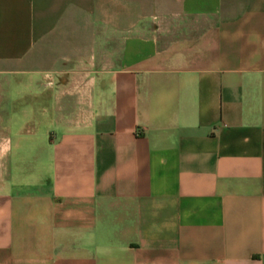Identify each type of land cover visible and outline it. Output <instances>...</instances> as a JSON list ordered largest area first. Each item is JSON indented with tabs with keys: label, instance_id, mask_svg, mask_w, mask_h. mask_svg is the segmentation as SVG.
Returning <instances> with one entry per match:
<instances>
[{
	"label": "crops",
	"instance_id": "0c3cea01",
	"mask_svg": "<svg viewBox=\"0 0 264 264\" xmlns=\"http://www.w3.org/2000/svg\"><path fill=\"white\" fill-rule=\"evenodd\" d=\"M0 264H264V0H0Z\"/></svg>",
	"mask_w": 264,
	"mask_h": 264
}]
</instances>
